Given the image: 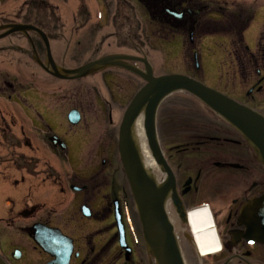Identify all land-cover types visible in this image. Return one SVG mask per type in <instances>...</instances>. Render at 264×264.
<instances>
[{
    "label": "flooded vegetation",
    "instance_id": "af4514ba",
    "mask_svg": "<svg viewBox=\"0 0 264 264\" xmlns=\"http://www.w3.org/2000/svg\"><path fill=\"white\" fill-rule=\"evenodd\" d=\"M5 4L0 7V264H142L136 250L144 242L117 137L124 109L140 88L132 82L143 80L122 66L73 80L48 71L76 69L108 55L150 59L147 18L165 42L178 33L192 37L206 6L198 0ZM10 24L34 30L9 32ZM258 33L252 52L256 80L244 93L252 100L243 103L264 113V23ZM120 60L144 69L141 60ZM84 88L95 100L87 101ZM88 116L107 120L106 136L95 137ZM195 125L177 127L179 141H160L175 180L166 210L184 264H264V167L224 121ZM94 154L101 158L91 165ZM198 209L212 220L217 246L210 253L198 247L188 219ZM117 217L128 252L119 242ZM145 262L150 263L146 252Z\"/></svg>",
    "mask_w": 264,
    "mask_h": 264
},
{
    "label": "water",
    "instance_id": "95a60500",
    "mask_svg": "<svg viewBox=\"0 0 264 264\" xmlns=\"http://www.w3.org/2000/svg\"><path fill=\"white\" fill-rule=\"evenodd\" d=\"M170 13L175 17L180 15L175 12ZM5 27L9 32L34 30L32 26L26 24H10ZM122 58L141 60L144 63V69L122 63L120 60ZM119 66L145 81L124 110L118 129L120 162H122L123 172L129 183L135 211L140 222L145 252L149 264H184L166 210L167 202L174 198L175 180L163 157L157 137L156 115L159 106L172 93L184 92L195 97L212 115L226 122L246 139L255 158L263 166L264 114L247 105H241L227 95L185 74L170 73L155 76L152 65L145 55L142 59L130 55H108L88 61L81 67L71 70L52 66L48 73L58 78L77 79L95 75L109 67ZM70 121L76 123L74 113L70 114ZM140 131L155 167L146 160L140 140ZM157 170L164 175L162 180L157 177ZM119 233L120 243L125 247L120 223ZM46 249L49 250V248Z\"/></svg>",
    "mask_w": 264,
    "mask_h": 264
},
{
    "label": "rangeland",
    "instance_id": "374dc122",
    "mask_svg": "<svg viewBox=\"0 0 264 264\" xmlns=\"http://www.w3.org/2000/svg\"><path fill=\"white\" fill-rule=\"evenodd\" d=\"M5 1L6 0H0V7L2 4H5ZM91 1L95 2V0ZM107 1L112 2L113 0ZM14 3H17V0H7L5 5L9 6ZM205 3L210 5V8L212 9V11L208 13L209 17L205 14V12L202 13L207 20L209 18L218 20L220 15L214 10H218L219 4L224 11H227V14H230V11H233V9L238 7H242L247 10L248 6H252L254 16L250 21L249 27L244 32V42L249 51H255L257 46L255 42L259 34L258 32L264 23V0H206ZM149 20L151 21V19L147 18L148 22L145 24L146 28L150 31H148L146 35L145 48H147L150 61L156 74L184 73L195 77L206 86L211 88L213 87L221 93L223 92L229 97L234 98L240 103H243L244 99L252 100L251 97L246 96L244 93L252 87L256 80V75L254 74V71H250V78H242V75L240 76L237 72L240 68L238 67L236 70V65L232 63L233 57H231L230 54L231 44H229L230 42L228 37L220 34H209L196 39L195 56L199 69H195L191 56L194 46L188 44V36H181L178 33L169 41L165 42L163 40H165L166 37L161 35L159 29H157L154 24H150ZM88 52L89 50L86 49L85 55H87ZM80 58H82L81 54ZM134 80L135 81H133L132 84L135 89H138L141 85V81L138 79ZM132 89L130 91H133ZM112 91L115 95L116 88L112 87ZM130 91L127 90L128 93ZM85 92L88 97L87 101L95 100L93 92L86 90ZM253 94H255V98H258L259 94H256L255 91ZM87 119L86 123L93 126L92 132L95 133V137L99 134H102L103 137L106 136L104 129L108 127L106 122L107 120L101 119V122H96L93 120L92 116H88ZM156 119L158 139H160L163 145L169 142L179 141V138H176L181 134L178 133L177 127L179 126L194 125L196 127L195 124H206L218 121L215 116L210 115L206 108L203 107V105H201L195 98L190 97L183 92L174 93L163 101L159 107ZM90 128L92 129V127ZM200 132L204 133V131ZM181 140H184V138ZM107 142H109V139ZM109 144L112 145V142H109ZM90 145H92V143H90ZM108 146L106 145L105 148ZM94 156L90 158L91 165H93L95 160H99L101 158L99 155L97 157ZM112 159L113 157H111V160ZM137 239L139 240V237H137ZM136 251L138 252V256L140 255V258L142 259V264H145L144 246L141 243Z\"/></svg>",
    "mask_w": 264,
    "mask_h": 264
},
{
    "label": "trees",
    "instance_id": "16d2710c",
    "mask_svg": "<svg viewBox=\"0 0 264 264\" xmlns=\"http://www.w3.org/2000/svg\"><path fill=\"white\" fill-rule=\"evenodd\" d=\"M232 9V8H230ZM221 19L207 20L204 16L198 15V27L202 29L205 35L209 34H226L230 39L231 49L237 54L236 64L239 71L237 72L242 75V78L249 77V72L256 69V62L254 53L246 48L244 43V31L249 26V22L252 19V13L250 10L238 7L230 11L220 9ZM228 15V16H227Z\"/></svg>",
    "mask_w": 264,
    "mask_h": 264
},
{
    "label": "bare ground",
    "instance_id": "6f19581e",
    "mask_svg": "<svg viewBox=\"0 0 264 264\" xmlns=\"http://www.w3.org/2000/svg\"><path fill=\"white\" fill-rule=\"evenodd\" d=\"M140 140L142 148L146 155V160L149 164L153 165V160L150 158L148 150H146V143L140 131ZM155 167V165H153ZM190 220L191 229H193L195 239L198 247L205 253H210L211 250H215L217 246L216 238L211 228V218L209 213L204 209H198L197 211H190L188 214Z\"/></svg>",
    "mask_w": 264,
    "mask_h": 264
}]
</instances>
